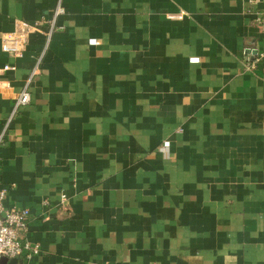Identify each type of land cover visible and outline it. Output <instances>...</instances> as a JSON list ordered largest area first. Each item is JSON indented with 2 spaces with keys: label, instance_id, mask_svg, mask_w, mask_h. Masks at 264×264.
<instances>
[{
  "label": "crops",
  "instance_id": "1",
  "mask_svg": "<svg viewBox=\"0 0 264 264\" xmlns=\"http://www.w3.org/2000/svg\"><path fill=\"white\" fill-rule=\"evenodd\" d=\"M57 3L0 0V134L42 56L0 146L29 264H264V0H62L47 44Z\"/></svg>",
  "mask_w": 264,
  "mask_h": 264
},
{
  "label": "built area",
  "instance_id": "2",
  "mask_svg": "<svg viewBox=\"0 0 264 264\" xmlns=\"http://www.w3.org/2000/svg\"><path fill=\"white\" fill-rule=\"evenodd\" d=\"M259 0H247L250 8H256ZM62 0H58L53 18L50 23V28L47 33V44L51 35L57 30V20L60 15L64 13ZM256 19L260 31L264 34V12H256ZM18 29L2 38V50L12 56H22L26 50L25 36L31 28H37V24L30 25L27 22H20ZM48 45H46L47 47ZM263 56V55H262ZM42 56L37 60L32 68L27 81L15 99L12 110L6 120L4 132L9 128L12 121L18 116L20 111L28 106L31 102L30 86L34 78L40 72ZM14 70V67L4 65L0 68V74ZM0 134V146L4 142L5 133ZM170 143L165 141L161 146V150L169 149ZM9 187L4 185L0 176V262L3 258L7 259V263L16 260V264H29V261L40 253V248L36 244L27 245L25 243V236L28 234V223L30 220V211L27 208H8L6 200L8 197ZM65 198V196H62Z\"/></svg>",
  "mask_w": 264,
  "mask_h": 264
},
{
  "label": "water",
  "instance_id": "3",
  "mask_svg": "<svg viewBox=\"0 0 264 264\" xmlns=\"http://www.w3.org/2000/svg\"><path fill=\"white\" fill-rule=\"evenodd\" d=\"M7 263V259L6 258H3L0 262V264H6ZM9 264H16V260H12L9 262Z\"/></svg>",
  "mask_w": 264,
  "mask_h": 264
}]
</instances>
